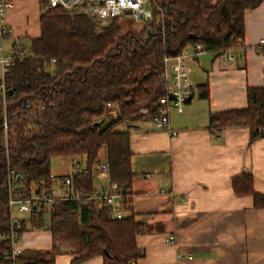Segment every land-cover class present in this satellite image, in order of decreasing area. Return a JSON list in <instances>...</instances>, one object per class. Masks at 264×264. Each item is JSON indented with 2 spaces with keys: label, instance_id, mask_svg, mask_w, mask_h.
Returning <instances> with one entry per match:
<instances>
[{
  "label": "trees",
  "instance_id": "1",
  "mask_svg": "<svg viewBox=\"0 0 264 264\" xmlns=\"http://www.w3.org/2000/svg\"><path fill=\"white\" fill-rule=\"evenodd\" d=\"M262 1L150 0L147 26L125 31L120 17L104 25L88 14L50 9L48 0H40V36L30 38L32 55L6 75L8 94L4 102L0 98V264L15 262L3 256L13 222L9 171L18 175L13 182L18 197H30L35 188L50 193L55 156L85 160L88 171L75 174L73 181L81 196L57 200L50 210L19 218L20 238L29 228L46 227L49 220L53 246L23 249L16 261L54 264L61 243L69 244L76 264L95 255L103 256V264H130L143 256L137 236L147 225L133 213L112 219L108 204L89 199L92 166L102 155L107 157L111 179L122 188L128 210L133 154L130 133L117 128L142 119L143 108L151 115L161 111L166 59L201 44L203 51L219 53L242 47L245 12ZM201 88L206 89L198 95L208 98V84ZM247 93V108L211 115L213 132L248 126L251 140L264 136V85L248 86ZM109 102L118 105L116 117H111ZM233 189L239 195L252 194L255 207L264 208L252 172L236 176Z\"/></svg>",
  "mask_w": 264,
  "mask_h": 264
},
{
  "label": "crops",
  "instance_id": "2",
  "mask_svg": "<svg viewBox=\"0 0 264 264\" xmlns=\"http://www.w3.org/2000/svg\"><path fill=\"white\" fill-rule=\"evenodd\" d=\"M24 1L17 0L8 21L14 36L30 39L28 27L15 23ZM37 7L33 17L40 29V0ZM244 22L243 46L227 52H242L243 57L225 61L226 52L203 51L186 59L192 97L183 112H170L176 135L150 118L117 128L130 133L133 154L128 212L147 225L137 236L143 256L135 264H264V208L255 207L252 194L233 189L236 176L252 172L254 189L264 196V136L251 140L248 126L219 133L210 127L212 114L247 108L248 86L264 85V0L246 10ZM205 84L210 96L201 98ZM169 235L174 243H167ZM18 244L22 251L50 250L52 232L29 228ZM74 258L62 247L54 264H76ZM103 263V256L95 255L79 264Z\"/></svg>",
  "mask_w": 264,
  "mask_h": 264
},
{
  "label": "built area",
  "instance_id": "3",
  "mask_svg": "<svg viewBox=\"0 0 264 264\" xmlns=\"http://www.w3.org/2000/svg\"><path fill=\"white\" fill-rule=\"evenodd\" d=\"M17 0H0V98L5 101L8 90L5 85V78L8 72L17 63L23 62L32 55L31 45L29 38L26 36H14V32L8 21V14L14 9ZM150 0H48V7L56 9L57 7L63 8L65 11H77L83 14H88L96 18L100 23L106 25L117 17L123 18L129 15L135 16L141 20L148 19L146 14L150 9L147 4ZM130 12V13H129ZM150 18L152 11H150ZM142 17V18H141ZM149 18V19H150ZM264 44V39L261 40ZM228 50L227 52H229ZM203 52V45L195 47H187L180 52L179 55L173 59H166L165 71L163 75V82H165L164 95L159 100L161 104V111L155 115H151L149 108H143L140 111L142 118H150L157 126L165 127L171 135H176V131L171 128L170 112L178 110L183 112L184 106L192 97L191 92L193 83L190 79V68L186 65L188 57H196ZM226 52V53H227ZM243 57L242 52L229 53L225 55L224 60L231 61ZM56 59L53 58L51 64L53 65ZM47 67H52V65ZM107 107L112 110L116 109V103L109 102ZM7 124L5 123V126ZM220 131H217L219 133ZM110 163L105 155H102L92 166L94 170V187L92 194L89 196L91 201H101L111 207V218L122 219L128 216L127 209L125 208V201L123 197V190L119 184L112 181ZM87 167L83 165H75L73 172L68 174L61 180V192L54 186V188L47 192H39L37 188L34 189L30 197H18L15 195L16 187L14 186L15 179L18 178L14 170H10V206L13 216V208L17 207L20 213L36 214L50 210L57 200H64L70 198H78L81 194L75 191L73 184L74 175L80 172H86ZM56 176L53 174V178ZM126 205L130 201L127 196ZM19 217L13 216L12 228L9 233V248L3 253L7 259L14 260V264H20L16 261V257L22 252L19 247L21 238L18 234ZM174 235H169L166 238L167 243L175 242ZM130 264H135V260Z\"/></svg>",
  "mask_w": 264,
  "mask_h": 264
},
{
  "label": "rangeland",
  "instance_id": "4",
  "mask_svg": "<svg viewBox=\"0 0 264 264\" xmlns=\"http://www.w3.org/2000/svg\"><path fill=\"white\" fill-rule=\"evenodd\" d=\"M147 8L150 9V11L152 10L150 3L147 4ZM38 11H39V9L37 7V0H25L23 2V5H22L20 11H19L20 14L17 15V17L15 18V23L18 25V28L23 29L25 27H28L29 34L32 37L38 36L40 34L38 22H36L34 17H33V14H35V12L37 13ZM119 21H120V24H121V26H123L125 31H129V30L141 31L144 29L145 26H147L146 25V19L141 20V19L136 18L135 16H132V15L120 18ZM50 68L52 69V67H49V69ZM109 112H111V117H116V115H117L116 109H112ZM84 161L85 160H81V158L78 156L77 157H66V156H63V157L55 156V157H53L52 164H51V171H53V173L56 175L55 186L60 192H61V189H60L61 185L60 184H61V180L64 178V176L70 172H73V169H74L75 165H77V163L83 165ZM128 206H129V204H128ZM127 212H128V210H127ZM128 214L130 215L132 213L128 212ZM24 215H25V213H23V212L20 213L18 211L17 207L13 208V216L21 218ZM47 217H49V216L47 215ZM48 224H49V220H47V222H46L47 226H48ZM61 247L65 248V249L66 248L71 249L69 244H67V243H61Z\"/></svg>",
  "mask_w": 264,
  "mask_h": 264
},
{
  "label": "water",
  "instance_id": "5",
  "mask_svg": "<svg viewBox=\"0 0 264 264\" xmlns=\"http://www.w3.org/2000/svg\"><path fill=\"white\" fill-rule=\"evenodd\" d=\"M129 13H130V12H129ZM150 14H151L150 11H148L147 14H146V17H147L148 19L150 18ZM141 18H142V17H141ZM104 121H105V119H104V120H101V121H97V122H95V125L98 126V125L104 123ZM19 178H20V177H19Z\"/></svg>",
  "mask_w": 264,
  "mask_h": 264
}]
</instances>
